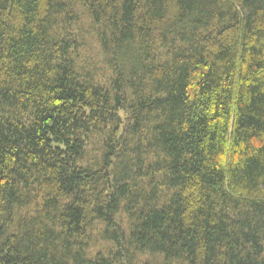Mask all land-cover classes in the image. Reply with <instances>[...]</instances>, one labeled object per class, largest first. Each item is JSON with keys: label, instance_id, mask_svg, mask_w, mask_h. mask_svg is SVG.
Masks as SVG:
<instances>
[{"label": "trees", "instance_id": "16d2710c", "mask_svg": "<svg viewBox=\"0 0 264 264\" xmlns=\"http://www.w3.org/2000/svg\"><path fill=\"white\" fill-rule=\"evenodd\" d=\"M0 264H264V0H0Z\"/></svg>", "mask_w": 264, "mask_h": 264}, {"label": "rangeland", "instance_id": "374dc122", "mask_svg": "<svg viewBox=\"0 0 264 264\" xmlns=\"http://www.w3.org/2000/svg\"><path fill=\"white\" fill-rule=\"evenodd\" d=\"M82 35V34H80ZM85 40H86V44H84V47H81L79 50V55L80 60L82 62V65L87 69V68H93L91 70H98L99 68H101L99 59H100V54H99V50H97L96 48V43L92 38V35L87 34V35H83ZM83 48V49H82Z\"/></svg>", "mask_w": 264, "mask_h": 264}]
</instances>
